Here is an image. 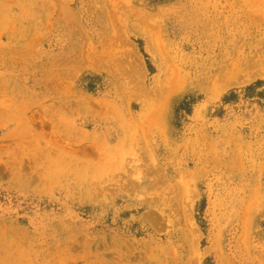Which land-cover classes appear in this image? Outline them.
Listing matches in <instances>:
<instances>
[{
	"label": "rangeland",
	"instance_id": "rangeland-1",
	"mask_svg": "<svg viewBox=\"0 0 264 264\" xmlns=\"http://www.w3.org/2000/svg\"><path fill=\"white\" fill-rule=\"evenodd\" d=\"M0 264H264V0H0Z\"/></svg>",
	"mask_w": 264,
	"mask_h": 264
}]
</instances>
